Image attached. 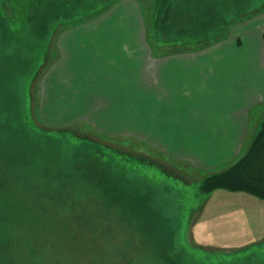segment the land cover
<instances>
[{
	"label": "rangeland",
	"instance_id": "1",
	"mask_svg": "<svg viewBox=\"0 0 264 264\" xmlns=\"http://www.w3.org/2000/svg\"><path fill=\"white\" fill-rule=\"evenodd\" d=\"M115 1L0 0V264H264V199L201 191L229 164L202 168L174 155L189 139L178 127L168 134L173 154L141 137L139 104L109 98L130 85L115 70L102 89L69 85L81 74L64 69V30ZM139 1L161 32L174 6L178 32L189 35L212 14L228 35L246 9L264 4Z\"/></svg>",
	"mask_w": 264,
	"mask_h": 264
},
{
	"label": "crops",
	"instance_id": "2",
	"mask_svg": "<svg viewBox=\"0 0 264 264\" xmlns=\"http://www.w3.org/2000/svg\"><path fill=\"white\" fill-rule=\"evenodd\" d=\"M246 10L228 35L224 20L212 27V14L194 36L171 37L155 30V20H146L139 0H117L101 15L64 30L58 46L63 68L81 74L67 78L69 85L102 89L99 82H110L115 70L130 82L129 89L117 87L130 98L126 92L109 98L139 104L141 137H153L163 152L173 154L168 134L178 127L189 139L174 155L202 168L230 166L248 151L264 121V4ZM189 40L209 41L184 47ZM118 63L127 66L120 69ZM97 96L109 102L105 94ZM179 112L185 115L178 121Z\"/></svg>",
	"mask_w": 264,
	"mask_h": 264
},
{
	"label": "trees",
	"instance_id": "3",
	"mask_svg": "<svg viewBox=\"0 0 264 264\" xmlns=\"http://www.w3.org/2000/svg\"><path fill=\"white\" fill-rule=\"evenodd\" d=\"M172 7L174 6L167 7L165 14L169 23L163 25L161 33L170 36L173 31L176 32V35H189V32L185 30L178 32L179 24H175L176 18ZM190 31V35L194 36L192 31L196 30ZM218 189L246 191L264 199V121L248 151L240 159L227 168L211 173L203 179L201 184L203 193H212Z\"/></svg>",
	"mask_w": 264,
	"mask_h": 264
}]
</instances>
